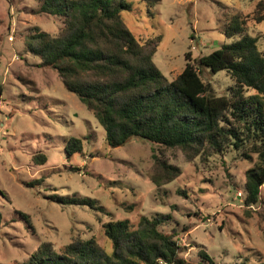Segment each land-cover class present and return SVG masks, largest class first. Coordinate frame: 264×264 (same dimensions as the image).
<instances>
[{
  "label": "rangeland",
  "instance_id": "obj_1",
  "mask_svg": "<svg viewBox=\"0 0 264 264\" xmlns=\"http://www.w3.org/2000/svg\"><path fill=\"white\" fill-rule=\"evenodd\" d=\"M126 1L132 8L121 11L125 24L140 42L154 41V61L170 80L184 69L187 53L193 60L240 37L225 34L235 14L246 17L244 33L256 36L264 51V21L252 18L259 0ZM43 2L0 0V264H29L44 242L59 251L94 237L111 251L104 223L129 219L137 225L142 215L155 214L170 216L159 228L176 230L187 263L209 264L201 250L213 264L264 262V184L256 204H246L244 191L257 155L228 146L188 159L178 147L160 148L141 137L110 147L93 112L25 47L33 26L54 35L63 27L62 17L38 12ZM201 75L216 95L230 96L236 85L224 70ZM255 93L244 90L246 97ZM72 136L83 139L84 149L69 156ZM154 150L182 170L162 186L150 179ZM39 152L47 157L43 165L32 160ZM41 177L40 185L26 186ZM58 197L91 198L102 209L61 204Z\"/></svg>",
  "mask_w": 264,
  "mask_h": 264
},
{
  "label": "trees",
  "instance_id": "obj_2",
  "mask_svg": "<svg viewBox=\"0 0 264 264\" xmlns=\"http://www.w3.org/2000/svg\"><path fill=\"white\" fill-rule=\"evenodd\" d=\"M131 8L126 0H44L38 12L62 17L63 27L54 35L33 26L24 38L25 47L41 58L40 67L56 70L65 87L93 112L110 147L141 137L160 148L178 147L188 159L228 146L248 156L256 154V163L246 171L244 191L247 205L258 203L264 184V51L259 50L256 36L244 33L246 17L235 14L226 26V36L240 35L238 39L193 60L187 53L184 69L170 80L154 61V41L140 42L125 24L121 11ZM252 18L264 21V0L257 2ZM204 70L227 71L236 84L231 95H216L202 78ZM245 89L256 93L246 97ZM83 149L82 138L67 139L69 156ZM152 158L150 179L156 186L182 173L155 150ZM32 160L43 165L47 157L39 152ZM44 180L25 184L35 187ZM57 201L102 209L91 198ZM169 217L142 215L137 225L129 219L104 223L111 251L94 237L75 239L59 251L44 242L31 254L29 264H190L180 256L176 230L166 233L159 228ZM200 253L213 264L205 250Z\"/></svg>",
  "mask_w": 264,
  "mask_h": 264
}]
</instances>
